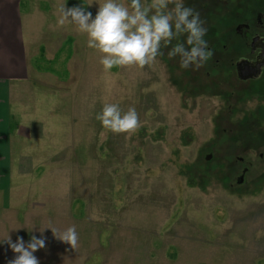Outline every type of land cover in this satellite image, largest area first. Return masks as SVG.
<instances>
[{"label": "rangeland", "instance_id": "obj_1", "mask_svg": "<svg viewBox=\"0 0 264 264\" xmlns=\"http://www.w3.org/2000/svg\"><path fill=\"white\" fill-rule=\"evenodd\" d=\"M103 2H21L52 53L28 57L30 120L14 137L10 188L0 192V241L27 243L44 229L47 247L34 253L40 264H264V158L250 159L247 187L230 188L206 159L217 102L186 93L189 75L166 59L167 48L151 66L104 72L87 35L57 24L61 4L95 17ZM105 103L134 107L140 128L131 135L103 128L95 117ZM72 225L76 249L50 229ZM14 256L0 243V264Z\"/></svg>", "mask_w": 264, "mask_h": 264}, {"label": "clouds", "instance_id": "obj_2", "mask_svg": "<svg viewBox=\"0 0 264 264\" xmlns=\"http://www.w3.org/2000/svg\"><path fill=\"white\" fill-rule=\"evenodd\" d=\"M57 12L59 26L71 24L77 32L87 35V47L101 54L99 62L104 72L114 67L151 66L164 54L162 48L168 49L169 59L178 58L182 70L198 71L214 56L205 39L206 22L184 0H104L95 17L83 5L69 8L61 4ZM95 118L113 134L131 135L141 126L134 107L123 111L115 103H105ZM50 229L59 241L72 249L78 247L75 225L59 232ZM40 231V238L30 235L27 243L23 237L17 236L13 241L9 235L0 241L15 254L8 264H40L34 253L47 247L44 229Z\"/></svg>", "mask_w": 264, "mask_h": 264}, {"label": "flooded vegetation", "instance_id": "obj_3", "mask_svg": "<svg viewBox=\"0 0 264 264\" xmlns=\"http://www.w3.org/2000/svg\"><path fill=\"white\" fill-rule=\"evenodd\" d=\"M184 3L199 11L206 22L205 39L214 51L198 71L182 70L189 75L185 78L186 93L195 97L208 94L217 102L214 148L206 157H216V164L231 157L233 162L226 166L234 173L228 184L242 190L248 185L250 159L256 155L264 158V0ZM182 75V82H174L177 86L183 83ZM222 131L226 136L222 137ZM221 138L228 140L225 146Z\"/></svg>", "mask_w": 264, "mask_h": 264}, {"label": "crops", "instance_id": "obj_4", "mask_svg": "<svg viewBox=\"0 0 264 264\" xmlns=\"http://www.w3.org/2000/svg\"><path fill=\"white\" fill-rule=\"evenodd\" d=\"M21 2L0 0V192L5 186L6 190L10 188L12 160L17 153L14 137L30 120L31 110L23 97L30 80L28 57H47V53H52L50 41L41 42L34 31L32 11H22ZM60 48H63L62 43ZM15 93H19L22 100L14 99ZM41 120L33 121L39 131L45 127Z\"/></svg>", "mask_w": 264, "mask_h": 264}, {"label": "trees", "instance_id": "obj_5", "mask_svg": "<svg viewBox=\"0 0 264 264\" xmlns=\"http://www.w3.org/2000/svg\"><path fill=\"white\" fill-rule=\"evenodd\" d=\"M174 42V44L177 42V41H173ZM174 60H178V59H174ZM221 135H222V137L223 136H226V134H225V132H221ZM226 141H228V140H226V138H225V140L223 141L224 143L226 142ZM206 159H208L207 157H206ZM216 157H214L213 159H208L209 161H208V166H211V168H212V166L214 167V168H212V170L213 171H216V170H218L226 179L227 178H229V180H230V177H232V173H234V171L232 170V172H231V170H229V166L231 165V163L233 162L232 161V158L231 157H228V159L229 160H225L224 158H222L223 160H225L226 162H224V163H222L221 165H219V164H216ZM227 162H228V170H227V166H226V164H227ZM230 163V164H229ZM214 164V165H213ZM219 166V167H218ZM228 171V172H227ZM213 173V172H212ZM210 175H211V173H210ZM257 181H259V179H257V180H255V182H257ZM244 188V187H243Z\"/></svg>", "mask_w": 264, "mask_h": 264}, {"label": "water", "instance_id": "obj_6", "mask_svg": "<svg viewBox=\"0 0 264 264\" xmlns=\"http://www.w3.org/2000/svg\"><path fill=\"white\" fill-rule=\"evenodd\" d=\"M241 71V69H239ZM243 177V176H242Z\"/></svg>", "mask_w": 264, "mask_h": 264}]
</instances>
